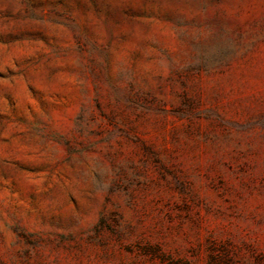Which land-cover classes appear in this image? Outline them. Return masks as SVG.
<instances>
[{
	"label": "rangeland",
	"instance_id": "374dc122",
	"mask_svg": "<svg viewBox=\"0 0 264 264\" xmlns=\"http://www.w3.org/2000/svg\"><path fill=\"white\" fill-rule=\"evenodd\" d=\"M0 264H264V0H0Z\"/></svg>",
	"mask_w": 264,
	"mask_h": 264
}]
</instances>
